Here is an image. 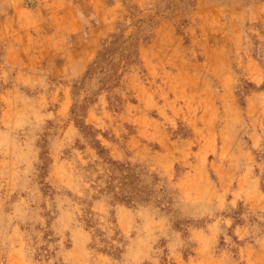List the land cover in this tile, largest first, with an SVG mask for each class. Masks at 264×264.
Instances as JSON below:
<instances>
[{
  "label": "rangeland",
  "instance_id": "374dc122",
  "mask_svg": "<svg viewBox=\"0 0 264 264\" xmlns=\"http://www.w3.org/2000/svg\"><path fill=\"white\" fill-rule=\"evenodd\" d=\"M0 264H264V0H0Z\"/></svg>",
  "mask_w": 264,
  "mask_h": 264
}]
</instances>
